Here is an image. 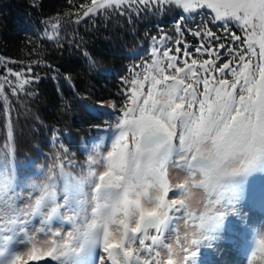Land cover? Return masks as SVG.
<instances>
[{
	"label": "snow or ice",
	"instance_id": "snow-or-ice-1",
	"mask_svg": "<svg viewBox=\"0 0 264 264\" xmlns=\"http://www.w3.org/2000/svg\"><path fill=\"white\" fill-rule=\"evenodd\" d=\"M80 8L77 23L108 10L130 21L174 8L183 14L172 34L146 33L144 58L120 78L121 106L97 104L112 123L93 126L106 136L86 166L54 130L40 178L17 191L6 110L0 264H199L201 247L219 238L229 215H241L250 178L264 174V0H90ZM39 66L0 57V97L7 102L6 87L16 95L37 83ZM248 227L245 260L264 262V223Z\"/></svg>",
	"mask_w": 264,
	"mask_h": 264
},
{
	"label": "trees",
	"instance_id": "trees-1",
	"mask_svg": "<svg viewBox=\"0 0 264 264\" xmlns=\"http://www.w3.org/2000/svg\"><path fill=\"white\" fill-rule=\"evenodd\" d=\"M82 4L90 0H0V57L40 65L31 77H41L37 83L25 85L16 95L6 87L7 102L0 97V137L5 135L6 110H12L17 178L24 173L40 178L39 167L54 150L50 140L54 130H59V142L83 164V149L100 131L93 126L112 123L110 113L97 104L121 106L120 78L144 58L150 44L146 33L156 35L162 27L172 34L174 18L183 14L174 8L164 15L133 16L130 21L108 10L77 23ZM194 19L199 22L200 17ZM57 22L58 29H52L50 25ZM9 79L19 88V81Z\"/></svg>",
	"mask_w": 264,
	"mask_h": 264
},
{
	"label": "rangeland",
	"instance_id": "rangeland-1",
	"mask_svg": "<svg viewBox=\"0 0 264 264\" xmlns=\"http://www.w3.org/2000/svg\"><path fill=\"white\" fill-rule=\"evenodd\" d=\"M97 143L98 141L96 140L95 145ZM94 146L88 156L93 154ZM98 151H105V148L100 147ZM87 158L86 156V160ZM96 170L99 172L103 169L98 167ZM179 175L178 173H173L174 177ZM257 176L258 178L260 177L259 184L261 188L251 198H245L240 202L239 210L241 215H229L227 217L220 236L216 241L212 242L210 246L201 247L198 256L199 264H247L245 255L251 241V231L248 225L258 228L261 223H264V174H257ZM34 180H38V178L32 176V178L17 181L20 185L17 191H20L28 182ZM245 190L247 193L251 191L254 194L255 192L249 186H245ZM180 227V235L183 236L184 229L182 225ZM188 231L191 232V229H188ZM248 255L250 258V254ZM256 264H264V262L258 260Z\"/></svg>",
	"mask_w": 264,
	"mask_h": 264
}]
</instances>
